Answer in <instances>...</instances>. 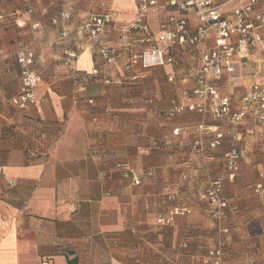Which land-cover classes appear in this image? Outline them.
Returning a JSON list of instances; mask_svg holds the SVG:
<instances>
[{
	"label": "crops",
	"instance_id": "0c3cea01",
	"mask_svg": "<svg viewBox=\"0 0 264 264\" xmlns=\"http://www.w3.org/2000/svg\"><path fill=\"white\" fill-rule=\"evenodd\" d=\"M143 1L33 0L34 13L28 14L24 0H0V264H205L207 251L217 247L226 252L223 264H264V200L254 191L264 183V126L249 119L235 129L237 141L227 137L206 154L191 149L201 117L190 111L169 116L167 110L172 100L182 101L183 90L192 92L195 82L180 78L214 40L187 52L176 48L173 65L138 67L146 79L130 85L124 65L131 52L120 47L121 29ZM158 4L160 11L146 17L154 32L175 13L165 0ZM236 7L226 6L225 16ZM109 11L119 28L106 31L101 43L121 49L113 66L103 63L97 43L82 29L90 13ZM62 12L71 18L54 25ZM20 43L36 53L41 81L39 103L28 111L9 103L21 83ZM253 46L249 63L260 66L264 83L261 45ZM77 47L70 69L65 53ZM96 68L99 75L89 76ZM75 71L88 77L77 81ZM239 71L233 82L221 81L234 98L252 82L241 66ZM170 76L176 80L169 82ZM149 97L154 102L148 105ZM90 98L95 104H88ZM205 123L228 128L212 118ZM6 125L16 127L15 138L4 135ZM43 128L41 148L49 149L48 156L28 158L32 134ZM233 147L241 151V170L228 181L225 153ZM120 162L141 172L142 184L123 178L114 167ZM147 171L153 174L143 175ZM216 179H226L224 193L239 208L222 220L201 194ZM170 194L176 198L169 200ZM181 204L188 213L158 223Z\"/></svg>",
	"mask_w": 264,
	"mask_h": 264
},
{
	"label": "built area",
	"instance_id": "2783aa9c",
	"mask_svg": "<svg viewBox=\"0 0 264 264\" xmlns=\"http://www.w3.org/2000/svg\"><path fill=\"white\" fill-rule=\"evenodd\" d=\"M28 14L34 13L33 0H24ZM237 3L232 14L227 17L223 10L231 3ZM165 4L175 10L161 24L158 32H154L146 19L150 13H158L160 5L158 0H144L139 5L138 14L134 21L123 27L121 48L129 52L130 58L124 69L130 73L132 81H144L146 75L137 72L141 67L147 70L151 67H162L175 64L176 48L189 51L199 44L212 38L214 44L201 50L197 65L188 68L182 81L193 80L195 87L192 92L183 90L182 101L172 100L168 113L178 116L185 112H196L202 122L196 127V138L191 149L206 154L209 149L221 146L227 137L234 140L238 134L235 129L246 120L253 119L257 124L264 126V83L262 70L259 65L249 63L253 45H261L264 57V0H165ZM106 6L105 3L102 4ZM190 15L197 22L192 23ZM1 18V16H0ZM71 18L67 12H62L59 19H52L54 25L65 22ZM23 27L21 23H18ZM39 25H33L37 28ZM118 22L114 13L109 11L102 15L90 13L83 24V31L90 42L97 43V50L103 63L109 66L116 65L121 49L101 43V38L106 31L117 29ZM61 36L69 39L70 32L63 30ZM66 65L73 68L74 62L79 57L78 47L66 50ZM16 58L20 70V87L17 95L9 103L13 108L28 111L39 103L37 89L40 85V75L35 67L36 53L23 43L16 49ZM240 66L243 74L252 80L251 85L245 87L237 97H232L224 90L221 81H232L238 76ZM97 73V70H94ZM240 76L243 75L240 73ZM169 82H174L176 77L170 76ZM106 84L112 83L111 79L105 80ZM196 102L187 103L191 98ZM152 102V99H149ZM88 104H95L94 99ZM212 118L228 126L227 129L206 126V120ZM175 135L179 131H174ZM46 148V152H48ZM43 152V149L41 150ZM39 150L36 148L33 153ZM242 154L236 147L225 153L226 173L228 181H235L241 170ZM122 177L132 182L134 186L142 184V174L128 162L115 165ZM3 168L0 167V174ZM151 176L153 172L147 171ZM226 179L210 181L201 192L203 198L214 208L213 215L217 220L225 218L227 211L235 213L238 207L231 203L230 198L224 193ZM257 195L264 200V183L260 182L254 187ZM174 194L168 196L174 200ZM185 204L174 206L160 215L158 223L167 225L173 222L176 216L188 213ZM205 264H223L226 253L222 247L212 248L207 251Z\"/></svg>",
	"mask_w": 264,
	"mask_h": 264
},
{
	"label": "trees",
	"instance_id": "16d2710c",
	"mask_svg": "<svg viewBox=\"0 0 264 264\" xmlns=\"http://www.w3.org/2000/svg\"><path fill=\"white\" fill-rule=\"evenodd\" d=\"M66 62H67V56H66V54H65V58H64V64L66 65ZM67 66V65H66ZM68 68H70V69H73V68H71V67H69V66H67ZM95 70H97V73H94V71L92 72V74H90L89 76H97V75H99V70L96 68ZM72 71V70H71ZM74 74V77H75V79L77 80V81H80V79H82L83 77H88V75H84V74H81V73H78V72H74L73 73ZM40 75V74H39ZM131 77V75H129L128 76V79H129V84L130 85H138L139 83H141L140 81L139 82H135V81H132V78H130ZM105 80L106 79H104V83H105ZM106 84V83H105ZM111 84H114V82L113 83H110V84H106V85H111ZM90 99H92V98H90ZM89 99V100H90ZM149 99H152V102H149ZM146 102L148 103V105L149 104H152L153 102H154V99H153V97H149L147 100H146ZM170 108V107H169ZM169 108H168V110H169ZM168 110H167V114L169 115V116H172V115H170L169 113H168ZM16 132H18V130L16 129V127L15 126H13V125H6V127L4 128V135H7V136H10V137H12V138H15V135H16ZM46 134V130L43 128V129H36L35 131H34V133L32 134V136L34 137V139L37 141V143H36V141H34L33 140V146H30V148L29 149H27L26 150V152H27V155H28V158H30V157H33V156H35L34 158H38V157H40V156H48V153L45 151L46 150V148H41V146H42V144H43V138H44V135ZM36 148L39 150V152H37V153H33V151H35L36 150ZM31 149V150H30ZM43 149V152L41 151ZM116 165V164H115ZM0 167H2V168H4V165L2 164V162L0 161ZM115 167V166H114ZM116 168V167H115ZM117 172H119L118 170H117ZM120 173V172H119ZM141 173V172H140ZM121 174V173H120ZM142 174V173H141ZM145 173H143V175H144ZM2 174H0V176H1ZM122 176V175H121ZM209 205V204H208ZM210 206V205H209ZM229 213H233V212H231V211H227V213H226V216L225 217H227V215L229 214ZM224 250V249H223ZM226 253V252H225Z\"/></svg>",
	"mask_w": 264,
	"mask_h": 264
}]
</instances>
